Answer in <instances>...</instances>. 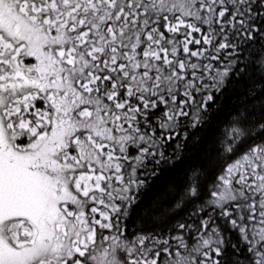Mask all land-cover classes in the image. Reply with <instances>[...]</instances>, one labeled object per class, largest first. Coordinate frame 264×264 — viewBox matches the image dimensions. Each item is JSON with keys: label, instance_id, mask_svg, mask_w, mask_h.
Wrapping results in <instances>:
<instances>
[{"label": "snow or ice", "instance_id": "snow-or-ice-1", "mask_svg": "<svg viewBox=\"0 0 264 264\" xmlns=\"http://www.w3.org/2000/svg\"><path fill=\"white\" fill-rule=\"evenodd\" d=\"M0 264H264V0H0Z\"/></svg>", "mask_w": 264, "mask_h": 264}, {"label": "trees", "instance_id": "trees-1", "mask_svg": "<svg viewBox=\"0 0 264 264\" xmlns=\"http://www.w3.org/2000/svg\"><path fill=\"white\" fill-rule=\"evenodd\" d=\"M228 119L226 114L220 117V124L226 126ZM219 138L220 127L214 122L203 131L202 138L198 143L186 145L182 162L172 172L160 175L150 182L148 188L141 193L139 205L123 221L122 227L125 236L131 239L134 234L166 228L167 224L171 222L169 219L162 218L157 222H152L144 218L143 212L147 211L151 215L154 211H158L156 205L164 207L170 204L171 197L167 195L169 189L173 186L183 187L189 175L188 169H207L209 161L216 157ZM211 174L209 173V178H211Z\"/></svg>", "mask_w": 264, "mask_h": 264}]
</instances>
